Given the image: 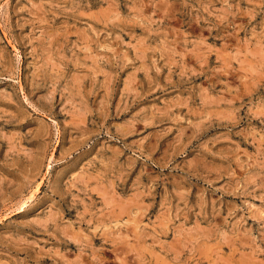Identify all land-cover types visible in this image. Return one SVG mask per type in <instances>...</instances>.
Instances as JSON below:
<instances>
[{
	"label": "rangeland",
	"instance_id": "1",
	"mask_svg": "<svg viewBox=\"0 0 264 264\" xmlns=\"http://www.w3.org/2000/svg\"><path fill=\"white\" fill-rule=\"evenodd\" d=\"M0 264H264V0H0Z\"/></svg>",
	"mask_w": 264,
	"mask_h": 264
}]
</instances>
